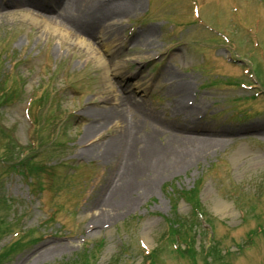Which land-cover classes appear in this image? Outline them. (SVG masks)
<instances>
[{
  "label": "rangeland",
  "instance_id": "rangeland-1",
  "mask_svg": "<svg viewBox=\"0 0 264 264\" xmlns=\"http://www.w3.org/2000/svg\"><path fill=\"white\" fill-rule=\"evenodd\" d=\"M4 17L0 83L17 89L0 99L1 264H264V0H142L114 50L95 37L99 55ZM183 218L195 244L178 252Z\"/></svg>",
  "mask_w": 264,
  "mask_h": 264
},
{
  "label": "bare ground",
  "instance_id": "bare-ground-1",
  "mask_svg": "<svg viewBox=\"0 0 264 264\" xmlns=\"http://www.w3.org/2000/svg\"><path fill=\"white\" fill-rule=\"evenodd\" d=\"M13 2V10L3 9V1H0V21L10 13L24 12L29 16L44 22L47 27H53L58 30H69L71 36L82 38L88 49L99 55L100 52L96 47L95 37H100L103 43L108 44L109 50L116 48L117 35L119 33L118 25L123 21L124 16L130 12H135L141 5L142 0H9ZM92 2V3H91ZM59 6V11H55L52 5ZM145 33L139 35L141 38ZM105 41V42H104ZM141 39L137 42L142 43ZM102 56V55H100ZM111 61L104 59L105 68L109 66ZM187 104H185L186 106ZM187 118V117H186ZM185 122L190 125L185 119ZM100 127V126H99ZM98 127H90L87 129L84 137L86 143L89 141L93 133L97 132ZM194 130H201L194 128ZM184 144V143H183ZM84 145V144H82ZM91 149H88V154L81 153L84 156L90 154ZM205 149V148H204ZM207 149V148H206ZM201 153L205 151L195 152L187 161L181 165L186 167L190 162L199 160ZM157 176H153L145 185V189L141 194H134L136 197L132 198V202L127 204L125 208L130 209L135 202L141 198L146 192L153 189L158 181Z\"/></svg>",
  "mask_w": 264,
  "mask_h": 264
},
{
  "label": "trees",
  "instance_id": "trees-1",
  "mask_svg": "<svg viewBox=\"0 0 264 264\" xmlns=\"http://www.w3.org/2000/svg\"><path fill=\"white\" fill-rule=\"evenodd\" d=\"M16 89L17 88L15 83L11 86L8 85V81H3L2 84L0 83V99L3 100L5 98L4 104H7L13 99V96L16 93ZM178 193L180 198H183L188 203L194 204V209H197L199 211V201L196 190L180 191ZM196 215L198 214L196 213ZM202 215L204 217V214ZM188 221L184 220V218L182 220L179 219L169 221V232L167 238L171 239V245L177 246L176 251L178 252H182L183 249H181V246L183 244L187 249H191V246L193 247L195 244L196 234L193 230L195 225H193L192 220L190 222ZM9 254L10 253L8 252L0 256V264L3 262V260L9 257ZM192 257L194 258V254H192Z\"/></svg>",
  "mask_w": 264,
  "mask_h": 264
}]
</instances>
